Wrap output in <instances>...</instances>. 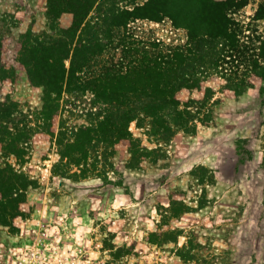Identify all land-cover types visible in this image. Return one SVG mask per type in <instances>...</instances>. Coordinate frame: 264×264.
I'll list each match as a JSON object with an SVG mask.
<instances>
[{
	"label": "rangeland",
	"instance_id": "obj_1",
	"mask_svg": "<svg viewBox=\"0 0 264 264\" xmlns=\"http://www.w3.org/2000/svg\"><path fill=\"white\" fill-rule=\"evenodd\" d=\"M144 1L99 0L87 20L97 27L103 2L133 8ZM263 3L245 0L229 9L234 46H225L217 67L198 72L211 97L200 89L180 92L193 104L191 129L155 130L135 118L124 130L131 143L115 137L106 143L98 130L100 152L79 163L64 159L71 162L61 172L59 133L75 130H60V122L89 125L99 108L90 93L65 94L54 135L40 138L43 90L29 82L15 56L23 35L48 39L70 25L72 14L53 29L48 0H0L4 63L16 67L0 79V102L16 107L19 127L12 131L27 128L31 137L21 157L2 153L0 165L9 161L37 180L16 229L0 223V264H264V79H251L255 59L258 70L264 66L258 54L264 18L256 16ZM114 35L110 45L151 40L169 53L189 45L188 30L167 17L132 20ZM121 55L122 45L109 46L99 60Z\"/></svg>",
	"mask_w": 264,
	"mask_h": 264
},
{
	"label": "trees",
	"instance_id": "obj_2",
	"mask_svg": "<svg viewBox=\"0 0 264 264\" xmlns=\"http://www.w3.org/2000/svg\"><path fill=\"white\" fill-rule=\"evenodd\" d=\"M98 1L48 0L47 13L53 29L65 13L72 14V22L66 27H57V33L48 39L32 33L23 35L15 56L29 82L43 90L38 122L40 138L54 135L65 94L90 93L93 104L99 108L96 113L100 116L89 125L69 128L60 122V130H75L74 134L59 133L61 165L57 163L56 169L61 172L66 171L63 167L69 166L72 160L79 163L83 158L88 160L90 152H100L96 142L98 130H103V138L99 139L106 143L114 137V142L131 143L124 130H129L135 118L149 121L155 130H175L174 126L191 129L195 118L190 110L193 104L182 100L180 92L185 88L200 89L211 97V88L199 84L198 72L203 71L201 66L217 67L225 46L228 43L234 46L235 28L229 9L245 0L242 3L240 0H145L133 8L112 2L104 6L103 2L99 7L101 21L94 28L87 17ZM256 16L264 18V3ZM166 17L174 26L188 30V46L169 47L173 49L169 53L157 49L160 46L157 41H130L120 44L122 55L118 60L109 63L99 60L109 46H120L109 43L116 29L128 28L138 18L159 21ZM258 54L264 59V37ZM258 60L254 62L256 67L251 68V79H264V66L258 70ZM197 63L201 65L197 67ZM15 72L16 67L4 63L0 39V79L12 77ZM206 102L202 100L197 109H202ZM15 111L12 101L0 102V158L2 153L21 157L25 151L22 143L31 138L27 128L15 132L10 128L19 127L14 122ZM67 158L71 161L64 160ZM36 182L9 161L0 165V223L16 229L19 220L28 213L27 191ZM175 213L178 216V211Z\"/></svg>",
	"mask_w": 264,
	"mask_h": 264
}]
</instances>
